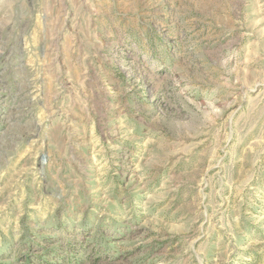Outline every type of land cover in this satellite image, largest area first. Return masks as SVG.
<instances>
[{
  "label": "rangeland",
  "instance_id": "374dc122",
  "mask_svg": "<svg viewBox=\"0 0 264 264\" xmlns=\"http://www.w3.org/2000/svg\"><path fill=\"white\" fill-rule=\"evenodd\" d=\"M0 264H264V0H0Z\"/></svg>",
  "mask_w": 264,
  "mask_h": 264
}]
</instances>
